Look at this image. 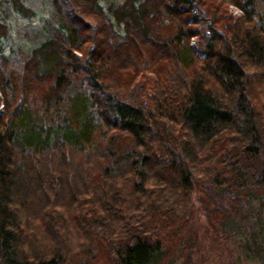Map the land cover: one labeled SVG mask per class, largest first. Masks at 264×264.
<instances>
[{
	"label": "trees",
	"instance_id": "16d2710c",
	"mask_svg": "<svg viewBox=\"0 0 264 264\" xmlns=\"http://www.w3.org/2000/svg\"><path fill=\"white\" fill-rule=\"evenodd\" d=\"M52 2L21 67L0 16V264H174L195 199L264 259V0Z\"/></svg>",
	"mask_w": 264,
	"mask_h": 264
},
{
	"label": "rangeland",
	"instance_id": "374dc122",
	"mask_svg": "<svg viewBox=\"0 0 264 264\" xmlns=\"http://www.w3.org/2000/svg\"><path fill=\"white\" fill-rule=\"evenodd\" d=\"M124 0H102L107 6ZM36 13L31 18L13 11L9 0H0V16L5 14L10 25V35L6 39L7 54L12 67H21L32 49L49 35V31L59 25V19L52 0H24ZM235 10L230 7V11ZM236 15V14H235ZM195 39L192 40L193 44ZM194 216L189 237L193 240L191 251L186 257L176 256L174 264H264V259L256 258L247 247L256 228L254 215L244 220L245 230L228 231L215 227L209 221L206 210L199 201H194ZM249 208L248 214H251Z\"/></svg>",
	"mask_w": 264,
	"mask_h": 264
}]
</instances>
